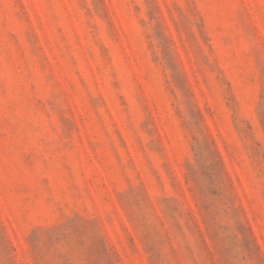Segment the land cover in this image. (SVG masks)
Instances as JSON below:
<instances>
[{
  "label": "rangeland",
  "instance_id": "374dc122",
  "mask_svg": "<svg viewBox=\"0 0 264 264\" xmlns=\"http://www.w3.org/2000/svg\"><path fill=\"white\" fill-rule=\"evenodd\" d=\"M0 264H264V0H0Z\"/></svg>",
  "mask_w": 264,
  "mask_h": 264
}]
</instances>
